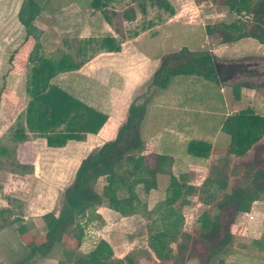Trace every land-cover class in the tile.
I'll use <instances>...</instances> for the list:
<instances>
[{"label": "rangeland", "instance_id": "obj_1", "mask_svg": "<svg viewBox=\"0 0 264 264\" xmlns=\"http://www.w3.org/2000/svg\"><path fill=\"white\" fill-rule=\"evenodd\" d=\"M36 1L45 9L34 24L40 33V42L44 43L40 53L46 58L57 60L63 55H70L80 63L81 73L88 75L91 71H98L96 65L99 64V77L105 78L106 73L120 71L121 62L126 60L127 56L130 67H138L137 57L141 55L134 46H138L139 50L142 48L150 55L159 53L161 57L155 72L139 87L130 101H126L122 106L113 105L120 103L121 93L118 92L115 96L110 93L108 103L105 102L106 97L102 96L103 105L111 118L99 138H90L83 144L70 143L63 148L53 149L46 146L42 137L28 132L26 138L18 142L15 131L25 129V110L29 101L26 89L31 66L27 62V55L34 40L29 39L25 42V30L17 20L21 0H0V226H2L0 264H14L29 252L28 244L43 241L44 223L41 217L45 213H58L64 191L72 185L79 164L82 160L94 156L105 142L114 139L119 125L128 115L134 98L139 96L141 99L138 103L148 106L154 92L159 90L156 86H151V82L164 59L170 66L173 55L186 48L193 53H209L215 58L217 65H222L219 60L228 61L223 52L225 47L221 52L217 50L223 46L219 43V33L207 35L206 27L232 21L251 22L250 15L230 10L228 0H166L173 10V15L164 7L152 6L150 0H113V4L108 6L117 12L110 8L104 10L105 15L111 20L109 22L102 20V13L91 10L89 3L92 0H81L86 3L83 20L65 19L68 17L66 15L68 10H63L62 6L73 0ZM129 9L136 13V19L132 21H127L123 17V12ZM112 31L118 32L115 38L118 44L125 41V45L129 46L131 52L126 57H122L121 54H104L106 48H103V38L112 35ZM137 36L138 42L135 44L133 38ZM233 45L236 47L232 46V50L226 46L228 49L225 50V54L236 51L237 59L227 62L226 66L239 64L249 72L259 73L250 78L237 73L229 80L231 81L229 84L224 83L233 89V101L230 102L235 103L239 99L241 88L245 86L263 94L264 45L252 40ZM154 46L156 50L153 49ZM21 52L23 55L19 59L18 55ZM197 79L202 86L193 84L187 86L185 91H189L187 97L190 98H184L183 103L188 110L195 112L198 111L196 107L201 105L200 110L203 111L201 115L206 117L211 111L207 97L212 98V102L217 105L219 102L216 95L222 96L218 92L216 82ZM193 115L197 120L198 114ZM216 122L214 120L213 127ZM151 159L153 161V157ZM262 159L264 161V152H260V148L241 158L228 156L226 149L219 165H222L224 160L228 161V168L225 169L229 175L228 190H234L237 186H249L250 177ZM169 173L164 176L165 180H169ZM95 189L102 197L103 205L87 212L82 218L84 236L81 244L78 246L76 240L69 238L63 245H55L46 254L36 256L27 264H58L60 261H73L79 254L87 253L100 240H106L113 248L114 257L122 259L124 264H127L128 255L132 257L134 264H202L205 261L209 254L207 247L195 244L194 240L182 236L176 243L171 244L172 253L166 255L165 260L158 259L148 245L151 233L149 228L154 231L160 226V222L156 221L158 215H150L153 202L145 214L121 217L107 207V178L100 179ZM259 201L255 205L258 207L256 213L252 216L254 220L253 218L248 220L243 214L235 215L230 209H224L219 213L224 227L234 216L235 226L231 227V230L235 235L243 237L247 235V229L252 231L246 240H239L240 242L248 243L254 239L252 237L261 235L255 232L259 233L260 229L264 228V196ZM179 206L181 205H176ZM258 210L262 213L257 214ZM204 211L214 213V206L200 202L196 195L191 197L189 205L180 207L184 219L182 227L184 234L194 235L199 228L198 218ZM13 219H19L20 222L9 224L8 222ZM236 221L239 222L238 225ZM241 224L246 226L242 227ZM21 225L26 228L24 234L18 231ZM180 244L186 245V249H181ZM221 257L227 259L226 254ZM241 260L237 258L233 261ZM240 263L250 262L242 260Z\"/></svg>", "mask_w": 264, "mask_h": 264}, {"label": "trees", "instance_id": "obj_2", "mask_svg": "<svg viewBox=\"0 0 264 264\" xmlns=\"http://www.w3.org/2000/svg\"><path fill=\"white\" fill-rule=\"evenodd\" d=\"M150 1L152 6L164 7L173 14L166 0ZM100 2L101 0H93L91 4L97 7ZM227 5L238 14L250 15L251 22L245 20L208 25L206 34L218 32L220 44L247 38L264 44V0H228ZM40 13L41 7L36 0H21L17 20L25 30V42L32 39L34 44L27 55V62L31 66L26 89L29 101L25 110V129L16 130L15 137L21 142L29 132L42 137L50 148H62L69 141L83 142L88 135H96L105 124L107 115L54 82L60 73L77 70L80 63L70 55H63L57 60L40 55V33L34 24ZM102 13L106 17L105 11ZM133 16L132 9L123 12L126 20H131ZM102 43L103 48L109 51L118 50L111 37L103 38ZM22 55L23 52L19 53L18 58ZM172 59L170 66L164 59L151 86L165 89L171 78L176 76H196L219 83L217 64L211 54L193 53L182 48ZM139 99V96L134 98L114 139L105 142L94 156L81 161L72 185L64 191L58 213H45L41 217L44 223L43 241L28 244L29 252L14 264L30 263L36 256L46 254L55 245H63L69 238L76 240L79 246L84 236L82 218L87 212L103 205V199L95 189L102 178H107L106 204L110 210L121 217L145 214L148 210V195L157 189L158 177L165 173L169 159L158 155L155 166L148 165L144 155L146 144L141 134L146 108L138 103ZM221 131L229 137L228 156L244 157L255 144H259L264 152V116L255 113L251 107L228 116L221 125ZM210 151L211 146L203 141H191L187 147L190 155L200 159L207 158ZM227 168V160L222 165H211L209 175L200 188L169 174L165 198L150 210V215H158L156 221L160 222L157 230L149 228L151 233L148 243L149 249L158 259L165 260L166 255L172 253L171 244L176 243L180 236L207 247L209 254L202 264H226L221 256L227 254L234 243L245 256L264 258V233L260 239L240 242L245 239L231 230L235 225L234 216L224 227L219 215L224 209H230L235 215L250 212L253 202L264 193V161L262 159L254 169L249 186H237L231 191L228 190ZM194 195L200 202L214 206V213L202 212L198 218L199 228L190 236L182 232L184 219L180 207L189 205ZM177 204L181 206L176 207ZM18 222L19 219H13L8 223ZM18 231L24 234L25 226H19ZM179 247L186 249L187 246L180 244ZM126 260L127 264H134L130 255ZM58 264H124V261L114 257L113 248L106 240H100L75 260L60 261Z\"/></svg>", "mask_w": 264, "mask_h": 264}, {"label": "crops", "instance_id": "obj_3", "mask_svg": "<svg viewBox=\"0 0 264 264\" xmlns=\"http://www.w3.org/2000/svg\"><path fill=\"white\" fill-rule=\"evenodd\" d=\"M112 1L113 0H101V2L97 7H93L91 2L89 3V5L91 10L98 13H102V11H104L105 9L110 8L108 4H113ZM85 5L86 3L81 0H73L72 2L69 1L67 2V5H65L64 3L62 9L68 10L66 11V15L68 17H66L65 19L83 20L85 18L84 15L85 10H83ZM110 9L113 10V12H117V10H115L114 8L113 9L110 8ZM41 12H45V9H43L42 7H41ZM102 16L104 17V18L102 17L103 21L105 20L107 22L111 21L109 17L108 16L105 17L103 13ZM135 16L136 13L134 11L133 17ZM174 17L175 16H173V19H175ZM37 18L35 20V23L37 21ZM132 19H136V17ZM132 19L129 21H132ZM117 35H118L117 31H112V35H109L108 37L114 39L115 44L118 46V50L109 51L105 49L104 54H109V55L121 54L122 57H126L131 52V50L129 46L125 45L126 44L124 43L125 41L121 42L120 44L116 42L115 38ZM247 40L255 41L250 38L242 39L237 42L223 44V46L219 47L220 49L217 50H220L221 52V49L224 47L226 48V46H228L229 50H232L233 48L236 47L233 44L241 43ZM133 42L135 44L136 42H138V36L133 38ZM42 44L44 43H41V45ZM232 46L234 47L232 48ZM137 47L134 46V48L137 51H140V53L138 54L141 56L137 57V59H139L138 62L139 65L136 68L130 67V62L127 56L126 57L127 59L121 62L120 71H112L111 73H106L105 78L99 77V72H100L99 71L100 67H98L100 66L99 64L96 65L97 68L96 70H98L99 72L91 71L90 75L81 73L80 71L81 67H79L77 70L60 73L58 76H56V78L54 79V82L56 84H58L63 88H66L68 91H71L77 98L82 100L87 105L93 107L95 110L107 115V120L105 124L102 126V128L99 130V132L96 135H88L86 140L83 142L69 141L65 146H67L70 143L83 144L86 143L88 140H90V138H99L103 134L102 132H104V129L108 125V122L111 118L109 112L106 111V107L103 105L104 99L102 96L106 97L105 102L108 103L109 100L108 98L110 93L112 96H115L119 92L121 93V100H120L121 104L120 103L119 104L112 103V104L122 106V104H124L126 101H130V99L133 98L134 94H136V92L139 90V87L144 83H146L149 80L150 76L153 74V72H155L156 67L159 65L158 60L161 57V55H159V53L157 54L154 53L153 55H150L147 54V52H145V50H143L142 48L141 50H139V48ZM225 48L223 52L224 55L227 57L228 60L227 62L237 59V56H235L236 51L233 53L230 52L228 54H225V50L228 49ZM153 49L156 50V47L154 46ZM216 56L218 57V55ZM227 62H222L219 60V63H221L222 65L228 64ZM230 64H232V62ZM115 66H117V64H115ZM64 75L65 76L67 75L68 77H63ZM244 75H247L250 78L253 75H259V73L256 74L247 71V73ZM177 77L178 76L172 77L165 89L156 90L154 92V96L151 102H149L148 106L145 105L146 114L141 124V134L146 144V149L144 151L145 159L148 165L152 167L155 166L156 157L158 155L167 156L169 159L168 164L165 167V173L159 175L158 177L157 189L152 190L148 195V199H147L148 206L152 202H153L152 204L155 205L156 202L158 203L165 198V189L168 185L169 180H165L164 176L169 172H170L169 174H172L177 179L184 180L189 185H192L196 188L201 187L204 180L208 177L209 168L211 167V165L213 164L215 165L217 162L220 163L225 155L227 145L229 143V137L221 131V125L228 116L234 115L238 111L246 107H251L255 111V113L264 116V92L263 94H261L259 91L255 90L254 88H246L245 86L240 90L239 99L235 103L230 102V100H232L233 97V89L231 87H228L227 84L231 82L229 81L231 78L226 80L223 79L222 81H219V83H216L219 88L218 92L222 96L220 97L216 95L219 102L217 105H215V103L212 102V98L207 97L208 106L209 109H211V111L208 112L209 116L204 117L201 115L203 112L202 110H200L201 105H198L196 107L198 109V111L196 112L195 110L194 111L188 110L186 105L183 103L184 98L185 99L190 98L187 97L189 91H185V90L187 89V86L189 87L192 84L201 87L202 86L201 83H198V81H196L198 80L197 78L200 77L183 76L182 77L183 79ZM197 93H199V91H197ZM107 103H105V105ZM193 113L198 114L196 115L197 120L194 119L195 115H193ZM204 118L207 119L205 120ZM214 120L217 121L215 123V127H213ZM191 141H203L206 144L210 145L211 151L209 156L205 159L202 158L200 159L190 155L187 152V147L189 142ZM257 148H260V152L262 151L260 145L255 144L248 152V154L256 151ZM151 157H153V161ZM263 196L264 193L260 195L259 200ZM154 199L155 201H153ZM259 200L255 201L254 205L252 204L253 206L251 207L249 213L243 214L245 217L248 218V220L250 218H251L250 220H252V218L254 220V217L252 216H254V214L256 213V209L258 207H255V205L257 202H260ZM258 211L259 212H257V214L262 213L260 210ZM238 224L239 222L236 221V225ZM241 225L242 227L246 226L243 224ZM261 230L262 229H260L259 233L258 231L255 232V234H259V235L261 234L259 237L254 236L252 238L260 239L262 237V234L264 233V228L262 231ZM251 232L252 231L247 229L246 231L247 235L243 236V239L246 240V238L250 236ZM226 256L227 259L223 258L226 264L229 263L241 264L240 262H242V260L243 261L246 260V262L249 261L252 264H264V258L261 259L257 257L245 256L244 252L239 248L237 250L234 244L232 245L231 249L226 254ZM237 258H241L242 260L240 262L239 261L234 262L233 260H237Z\"/></svg>", "mask_w": 264, "mask_h": 264}, {"label": "flooded vegetation", "instance_id": "obj_4", "mask_svg": "<svg viewBox=\"0 0 264 264\" xmlns=\"http://www.w3.org/2000/svg\"><path fill=\"white\" fill-rule=\"evenodd\" d=\"M216 71L218 70V73L221 75L223 79H230L233 78L234 75L237 73L246 74L247 70L242 67V65H234L232 67L226 66V65H216Z\"/></svg>", "mask_w": 264, "mask_h": 264}, {"label": "water", "instance_id": "obj_5", "mask_svg": "<svg viewBox=\"0 0 264 264\" xmlns=\"http://www.w3.org/2000/svg\"><path fill=\"white\" fill-rule=\"evenodd\" d=\"M217 73H218V70H217ZM218 79H219V81L223 80V78L221 77V75L219 73H218Z\"/></svg>", "mask_w": 264, "mask_h": 264}]
</instances>
